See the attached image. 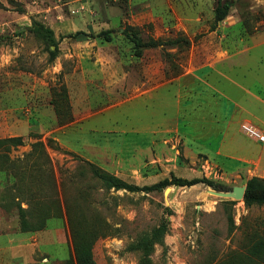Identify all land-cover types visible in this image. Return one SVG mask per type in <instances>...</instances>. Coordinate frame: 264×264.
<instances>
[{
  "label": "rangeland",
  "instance_id": "374dc122",
  "mask_svg": "<svg viewBox=\"0 0 264 264\" xmlns=\"http://www.w3.org/2000/svg\"><path fill=\"white\" fill-rule=\"evenodd\" d=\"M219 1L0 0V139H24L11 147V169L0 170V264L77 262L63 201V215L48 218L42 230H21L18 206L29 207L22 194L31 192L25 185L19 191L15 173L26 169L25 156L38 140L58 182L83 159L140 186L172 176L216 184L130 192L89 183L96 210L83 206L84 226L95 238L97 264H140L144 252L136 243L163 224L167 231L150 264H264L253 249L264 238V205L210 191L246 185L256 174L264 178L263 168L245 171L238 161L216 156V141L207 139L219 133L211 128L191 125L200 131L189 138L176 130L179 119L183 126L212 116L213 92L202 88L196 71L210 81L211 64L240 60L248 48H259L264 66V0H234L212 30ZM127 28L143 40L186 37L191 44L147 47L139 56ZM107 30L110 40L101 35ZM77 31L85 34L70 36ZM245 73L235 66L230 77L248 85L255 76ZM241 136L237 144L249 145ZM6 166L2 158L0 167ZM31 175L35 184L34 169ZM84 181H66L71 201L80 199Z\"/></svg>",
  "mask_w": 264,
  "mask_h": 264
},
{
  "label": "trees",
  "instance_id": "16d2710c",
  "mask_svg": "<svg viewBox=\"0 0 264 264\" xmlns=\"http://www.w3.org/2000/svg\"><path fill=\"white\" fill-rule=\"evenodd\" d=\"M233 5L234 0L219 1L218 7L216 8L215 21L211 27L212 30H215L217 24L228 16L229 11L233 7ZM130 29L131 28H127L124 33L135 44L136 54L139 56L143 54L144 49L147 47L177 45L180 43H185L187 45L191 44V41L186 37H178L170 40H158L154 38L143 40V38L138 36L137 34L131 33L129 31ZM84 34V31H77L70 36L78 38L80 35ZM101 35L105 36L107 40L111 39L108 30L103 31ZM57 111L59 115L60 112L59 110ZM60 121L63 122L64 120L61 119ZM23 144L24 139L22 136H12L0 139V161L3 158L7 163V166L0 167V170L11 169V164H8V162L11 163V159L9 158L11 147H17ZM24 162L26 164V169L22 170L20 173H18L17 171L15 173V175L17 174L19 176V180L16 181V185L19 191H22L25 185L27 186V190L31 192L26 196H23L22 194V201L26 199L29 207L24 208L21 204H19L18 206L21 230H42L45 227L48 218L63 215L64 212L61 206V202L63 201L66 208V214L72 228L77 261L76 264H97L92 251V246L95 238L92 235V232H90V230L84 226V223L86 222V214L83 211V206L90 207L96 210L92 206V193L89 183H97L101 186V188L103 187L107 190H127L130 192H149L153 190H162L163 188L170 185L193 186L198 183L216 185L212 180H209L205 177L188 179L178 176H172V178H165L162 181L152 185L140 186L135 183L129 182L88 160L83 159H81L82 163L80 164L79 170L77 172L64 177L62 182H58V179L52 167L50 157L45 149L44 142L40 140L32 144V150L28 154H26ZM32 169H34V172L36 171L37 173V177L36 175H33V180L36 179L39 185L37 184V182L34 184L30 179L32 176ZM47 179H49V181L51 182L50 187L46 186V184L48 183ZM78 180H85L83 182V184H85V190L80 191L79 200L75 199L71 201L69 199V196H67L66 181H68L67 183H70V185L74 186L77 184ZM31 186L37 187V192L32 190L31 188L33 187ZM28 197L30 198L28 199ZM244 201L247 206H252L255 204L264 205V178L253 176L247 180ZM231 202L233 203L236 201ZM55 204H57L58 207L53 211L52 209ZM31 217H34L36 220L32 221ZM230 221L232 222V224L234 223V219L232 216H230ZM166 231L167 226L166 224H163L155 229L151 234H144L143 236H141V238L135 245L137 249H140L144 252L140 264H150L149 254L151 253L154 244L157 241H161L163 239ZM253 249L257 250L260 261L264 262V256H261V253H264V238L262 240H259V242L253 246ZM251 253L255 254L256 252ZM68 263H70V261H68Z\"/></svg>",
  "mask_w": 264,
  "mask_h": 264
},
{
  "label": "crops",
  "instance_id": "0c3cea01",
  "mask_svg": "<svg viewBox=\"0 0 264 264\" xmlns=\"http://www.w3.org/2000/svg\"><path fill=\"white\" fill-rule=\"evenodd\" d=\"M256 49L259 48H248L247 54H244L240 60L236 61L233 57L228 59L229 62L227 63L217 61V63L211 64L209 66L211 67L210 72L212 75L210 81H207L205 79L206 77L203 78L205 73L203 74L196 71L195 75L197 78V74L201 75L202 88L213 92L214 98L211 100V105L214 110L211 114L212 116L208 117L205 115L203 118L201 117L200 121L198 120L196 122L184 120L183 126L180 125L182 119H179L176 128L180 133L183 131L182 134L184 133L188 138L197 135L198 133L194 134L195 131H200V129L192 131L191 127L194 125L195 127L197 126V128L201 126V130L203 131L211 128V131L219 133L207 139V141H216L217 144L213 148H216L215 155L238 161L242 164V169L245 171H250L252 167V169L256 170L263 168L262 171H264V143L247 136L242 130L243 123H250L264 132V66L262 59H259L256 55ZM256 61L258 62V69L254 67ZM235 66L243 67V69L246 70L244 76H246L248 72L253 71L255 80L244 86L238 81H233L230 74L235 69ZM253 67L259 72L256 73V75V71L253 70ZM261 67H263L262 71H260ZM206 68L207 66L204 69ZM222 80H227L229 84L227 86H220L222 87V89H220L216 87V84ZM242 134L247 137L249 141L251 140L249 145L246 142L244 143V140L242 143L239 141L241 146L237 144L239 136ZM253 176L258 175H252L251 177ZM261 256L263 257L264 253H261Z\"/></svg>",
  "mask_w": 264,
  "mask_h": 264
},
{
  "label": "water",
  "instance_id": "95a60500",
  "mask_svg": "<svg viewBox=\"0 0 264 264\" xmlns=\"http://www.w3.org/2000/svg\"><path fill=\"white\" fill-rule=\"evenodd\" d=\"M168 190H170V187L166 189V191ZM210 191L220 197L233 198L234 200H244L246 185L235 186L232 190L229 191H217L212 189Z\"/></svg>",
  "mask_w": 264,
  "mask_h": 264
},
{
  "label": "built area",
  "instance_id": "2783aa9c",
  "mask_svg": "<svg viewBox=\"0 0 264 264\" xmlns=\"http://www.w3.org/2000/svg\"><path fill=\"white\" fill-rule=\"evenodd\" d=\"M242 130L248 134L250 137L259 140L264 143V132H262L258 127L250 123H243Z\"/></svg>",
  "mask_w": 264,
  "mask_h": 264
}]
</instances>
